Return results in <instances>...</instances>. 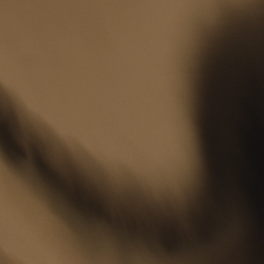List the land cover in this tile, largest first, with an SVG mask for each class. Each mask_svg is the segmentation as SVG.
I'll list each match as a JSON object with an SVG mask.
<instances>
[{"label":"water","instance_id":"95a60500","mask_svg":"<svg viewBox=\"0 0 264 264\" xmlns=\"http://www.w3.org/2000/svg\"><path fill=\"white\" fill-rule=\"evenodd\" d=\"M6 3L0 264H264V0Z\"/></svg>","mask_w":264,"mask_h":264},{"label":"snow or ice","instance_id":"6c2138e0","mask_svg":"<svg viewBox=\"0 0 264 264\" xmlns=\"http://www.w3.org/2000/svg\"><path fill=\"white\" fill-rule=\"evenodd\" d=\"M112 3L115 4H123V5H133V6H163L171 0H111ZM8 3H6V0H0V7L6 8L8 7ZM5 57V45L3 41L2 34H0V68L3 66ZM181 138L182 143L180 145V148L178 150V157L183 165L187 162V155H188V149L190 147V135L188 134L186 129H183L181 127ZM2 214H3V205L0 203V220H2Z\"/></svg>","mask_w":264,"mask_h":264}]
</instances>
